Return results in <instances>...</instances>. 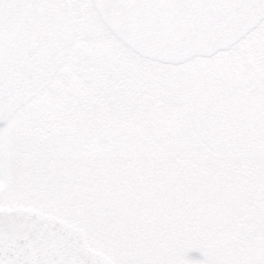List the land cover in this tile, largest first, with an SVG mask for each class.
<instances>
[{
  "label": "snow or ice",
  "instance_id": "6c2138e0",
  "mask_svg": "<svg viewBox=\"0 0 264 264\" xmlns=\"http://www.w3.org/2000/svg\"><path fill=\"white\" fill-rule=\"evenodd\" d=\"M67 8L135 74L67 75ZM0 264H264V0H0Z\"/></svg>",
  "mask_w": 264,
  "mask_h": 264
},
{
  "label": "rangeland",
  "instance_id": "374dc122",
  "mask_svg": "<svg viewBox=\"0 0 264 264\" xmlns=\"http://www.w3.org/2000/svg\"><path fill=\"white\" fill-rule=\"evenodd\" d=\"M96 15L114 17L115 14L108 10H101L95 13L91 10H77L67 8L57 14L59 23L66 31V35L60 41V47L67 49L71 54V63L65 68V73L69 76L79 74L85 78L84 82L103 83V77L109 74L110 80L117 78L115 70L116 48L120 41L117 36L110 31L109 26L97 25L93 23ZM221 19H229L235 22H243V14L225 12L221 14ZM30 42L23 47L28 48ZM40 48V46H39ZM121 48V45H120ZM121 54V52H120ZM122 56V55H121ZM105 64H110V70L104 69ZM104 65V67H103ZM245 66L249 71L245 70ZM244 66L246 73L252 74L254 62L249 58ZM122 75H134V69H127L122 57Z\"/></svg>",
  "mask_w": 264,
  "mask_h": 264
},
{
  "label": "flooded vegetation",
  "instance_id": "af4514ba",
  "mask_svg": "<svg viewBox=\"0 0 264 264\" xmlns=\"http://www.w3.org/2000/svg\"><path fill=\"white\" fill-rule=\"evenodd\" d=\"M36 42L38 43V49H37V51L35 52V53H32V54H29L28 53V48H25L24 47V54L26 55V56H32V55H35L37 52H38V50H39V46H40V42L39 41H37L36 40ZM116 56H115V60H116V64H115V70L117 71L118 70V72L116 73V76H121L122 75V56H121V54H120V44H119V47L118 48H116ZM73 63H71L70 64V66L71 67H73ZM103 67H104V65H103ZM110 64H105V68L104 69H107V70H110ZM126 67H127V69H129V70H132V68H130L129 66H127L126 65ZM245 70L246 71H249V69H248V67L247 66H245ZM245 71V72H246ZM109 74L111 73V71L110 72H108ZM109 74L108 75H105L104 77H103V82H107V81H110V76H109ZM249 75H251L250 73H248Z\"/></svg>",
  "mask_w": 264,
  "mask_h": 264
},
{
  "label": "water",
  "instance_id": "95a60500",
  "mask_svg": "<svg viewBox=\"0 0 264 264\" xmlns=\"http://www.w3.org/2000/svg\"><path fill=\"white\" fill-rule=\"evenodd\" d=\"M35 49H36V44H32L29 52L33 53ZM19 243L25 247L30 244V237H29V233L27 230L21 233Z\"/></svg>",
  "mask_w": 264,
  "mask_h": 264
}]
</instances>
